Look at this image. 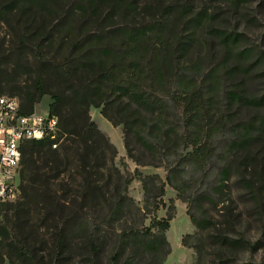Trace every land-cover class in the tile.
I'll list each match as a JSON object with an SVG mask.
<instances>
[{"label":"trees","instance_id":"1","mask_svg":"<svg viewBox=\"0 0 264 264\" xmlns=\"http://www.w3.org/2000/svg\"><path fill=\"white\" fill-rule=\"evenodd\" d=\"M234 1L238 7L245 2ZM49 2L2 0L0 6V16L19 7L15 57L23 60L26 67H33L35 75L29 84L19 87V95L10 92L7 96L19 99L24 114L32 113L41 99L49 96L48 111L59 120L56 139L46 137L23 146L20 194L0 209V264H72L77 248L81 257L98 264L104 248L100 235L103 226H110L117 219L135 178L144 190L148 181H157L161 197L165 186L170 187L186 203L187 216L198 227L190 213L191 197L182 187L186 175L192 172L202 177L209 166L218 165L216 181L224 184L234 164L232 158L240 155L244 167L250 163L258 165V170L250 173L254 179H241L258 201L264 181V158L250 150L255 141L253 122L244 118L234 123L235 114L221 109L217 114L211 112L209 93L195 79L187 78L188 70L173 67L177 49L168 44V39L181 8L158 5L153 12L155 17L146 24L107 27L103 20L95 18L100 5H109L118 10L119 17H124L125 11L135 10L134 3L75 0L74 13L79 20L53 25L39 19ZM64 25L77 35L95 26L99 36H79L59 43L58 50L65 48L66 55L59 59L49 56L50 45L45 47L49 30ZM111 33L115 34L116 43L108 39ZM215 34L219 36L217 31ZM223 40H229L228 36ZM4 93L0 84V96ZM221 101L222 105L232 102L239 107L256 104L241 86L225 91ZM91 108L99 109L113 127H122L128 158L141 166L162 168L165 182L158 175L143 177L137 170L135 175L126 171V176H117L118 195L113 203H107L103 178L117 149L92 121ZM131 137L146 151L149 162L139 163L133 155ZM159 206H164L162 200L157 203ZM170 210H174L172 200ZM171 211L165 219L153 216L148 228L117 233L108 264H121L132 243L148 249L163 245L169 254L165 232L174 219ZM155 228L156 233H152ZM35 238L40 239L44 249H33ZM186 238L182 239V246L190 248ZM47 249L50 252L46 253Z\"/></svg>","mask_w":264,"mask_h":264},{"label":"rangeland","instance_id":"2","mask_svg":"<svg viewBox=\"0 0 264 264\" xmlns=\"http://www.w3.org/2000/svg\"><path fill=\"white\" fill-rule=\"evenodd\" d=\"M123 1L133 2L135 10L125 11L124 17H119L118 10L103 4L95 12V18L103 20L107 27L146 24L155 17L153 12L158 5L161 8L166 5L181 8L168 39V44L177 49L173 67L188 70L190 76L187 78L195 79L209 93L211 112L217 114L221 109L229 115L235 114L234 123L244 118L250 119L255 140L250 150L264 158V0H245L239 7L234 0ZM17 7H13L7 15L0 16V84L4 87L5 95L10 92L19 95V87L29 84L35 76L33 67H26L23 60L15 57L18 43ZM76 8L75 0H50L39 19L53 25L72 23L79 20L78 14L74 13ZM216 31L219 36H216ZM49 32L51 35L45 47L50 45L47 48L49 56L58 59L67 53L65 48L58 50L59 43H68L79 36L85 39L99 36L95 26H90L80 35L66 25L51 28ZM226 36L229 40L225 41ZM108 39L113 43L117 41L112 33L108 34ZM187 78L184 80L188 81ZM237 86H241L256 104L239 107L229 102L222 105L224 92H231ZM49 102V96L43 97L36 105V111L44 112ZM89 113L92 121L117 149V156L108 165L109 170L103 178L107 203H113L118 195L117 176H126V171L135 175L137 170L143 177L158 175L165 182L166 172L162 168L141 166L128 158L121 126L113 127L100 115L99 109L92 108ZM129 145L139 163L150 161L146 151L133 137L129 139ZM232 159L234 164L224 184L216 181L218 165L209 166L210 170L205 171L202 177L192 172L186 175V184L182 187L191 197L190 213L199 228L187 216L186 203L179 200L170 187L165 186L164 196L161 197L157 181H148L147 190H144L141 181L135 178L128 187L127 200L117 219L110 226H103L100 235L104 248L98 264H108L117 233L148 228L153 216L158 220L165 219L167 212L171 211L170 200L174 207L171 211L174 219L165 232L170 253L167 254V247L163 245L155 244L148 249L132 243L122 256L121 264H264V181L256 202L241 179H254L250 173L257 171L258 165L250 163L247 168L244 167L240 155ZM76 180L79 181V178L76 177ZM159 200L163 201L164 206L157 208ZM156 231L155 228L151 232ZM183 238H186L190 248L182 246ZM34 241V250L44 249L39 238ZM75 254L72 264H92L80 256L78 248ZM14 264L20 263L16 261Z\"/></svg>","mask_w":264,"mask_h":264},{"label":"built area","instance_id":"3","mask_svg":"<svg viewBox=\"0 0 264 264\" xmlns=\"http://www.w3.org/2000/svg\"><path fill=\"white\" fill-rule=\"evenodd\" d=\"M59 120L48 107L42 113L21 111L17 97L0 96V209L19 194L22 149L28 141L56 139ZM56 147V144H55Z\"/></svg>","mask_w":264,"mask_h":264},{"label":"bare ground","instance_id":"4","mask_svg":"<svg viewBox=\"0 0 264 264\" xmlns=\"http://www.w3.org/2000/svg\"><path fill=\"white\" fill-rule=\"evenodd\" d=\"M53 147L55 148V145Z\"/></svg>","mask_w":264,"mask_h":264},{"label":"crops","instance_id":"5","mask_svg":"<svg viewBox=\"0 0 264 264\" xmlns=\"http://www.w3.org/2000/svg\"><path fill=\"white\" fill-rule=\"evenodd\" d=\"M92 109V108H91Z\"/></svg>","mask_w":264,"mask_h":264}]
</instances>
